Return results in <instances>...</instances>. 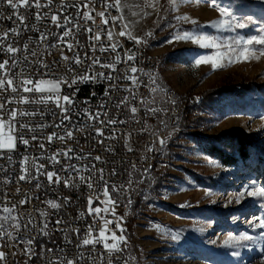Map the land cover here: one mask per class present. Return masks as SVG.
Listing matches in <instances>:
<instances>
[{
  "label": "built area",
  "instance_id": "obj_1",
  "mask_svg": "<svg viewBox=\"0 0 264 264\" xmlns=\"http://www.w3.org/2000/svg\"><path fill=\"white\" fill-rule=\"evenodd\" d=\"M63 2L65 7H62V0H53L50 6L47 5V0H40L45 5L40 9L21 7L19 14L26 17L23 24L16 19L13 9L0 3V34L13 28L20 33H10L6 41L21 49L15 54L18 63L12 70L14 73L31 77L34 82L42 74L46 80L66 77L71 81L73 77L85 74L96 77L95 80L78 81L71 87L61 86V96H70L74 101L72 105L65 104L69 109L67 113L62 112L54 103L38 105L13 102L8 105L9 109L42 112V115L18 117V120L33 127L37 124L44 127L35 132L25 130L24 136L29 139V145L25 146L17 141V149L10 153L12 159L8 160L7 155L0 158V224L3 225L0 229V251L7 254L0 264H67L69 260L76 261V264H108L110 259L112 264H129L128 243L120 244L122 250L111 254L104 250L102 244H97L95 249L92 245L83 244V240L89 238L90 225H95L93 236H97L102 227L100 219L89 215L88 197L95 200L97 195L100 196V200L92 207H108L100 203L105 199L102 195L105 183L110 186L108 191L112 196L114 189L127 185L133 171L153 169L158 156L157 145L163 132L177 125L179 121V106L175 101V91L168 92V103L164 108L152 105V100L160 88L157 79L161 61L148 49L146 43L136 44L128 36L118 35L125 24L124 20H118L115 24L109 20L107 27L114 31L113 39L109 41L102 33L101 41L97 42L91 39V33L75 27L76 24L96 27L91 21L85 23L81 15L77 14L78 9L71 6L78 4L80 0ZM79 11L82 14L87 9L80 8ZM100 11H103V7L97 3L92 15L96 16ZM37 12L42 17L39 20L35 18ZM109 13L113 17L123 16L122 9L117 11L110 8L106 16ZM53 14L60 16L61 24L64 23V17H68L71 25L57 27L51 21ZM10 16L12 19H8ZM100 22V17L96 16V24ZM69 26L72 27V34L64 38L65 42H61L59 37ZM41 33L47 39H40ZM68 43L73 45L72 50L68 49ZM101 43L105 47L117 43L122 45L117 47V52L123 62L116 65L115 71L100 65L89 67L94 58H99L102 64H111L115 59L116 53L110 48L103 53L98 50ZM25 45L27 49L24 48ZM93 45L97 46L96 51L92 50ZM32 52L36 55H32ZM126 52L134 54L136 58L127 60ZM61 53L69 59H61ZM74 53L81 57V64L72 62ZM4 59H8V56L0 53V61ZM41 60L49 67H40L38 61ZM69 67L71 72L67 70ZM131 67H136L138 71L132 73ZM98 73H104V76H111L112 79H105L104 76H98ZM131 76L136 77L138 82L133 83L126 78ZM20 79L21 76L18 75L14 84ZM33 95L24 92L0 93V103L12 100L13 97L18 101L20 96L32 99ZM133 107L137 109L135 113L131 111ZM150 109L156 111H149ZM65 115L69 119H63ZM110 120L116 123H108ZM97 130H101L103 135H98ZM68 132H72L71 138L66 135ZM52 133L63 136L64 140L54 137L49 143L46 138ZM32 136L37 139L32 140ZM41 143L44 144L43 149L39 147ZM68 149L72 151L67 156H57L60 163L49 159L55 153L67 152ZM23 157H29L27 164L22 162ZM96 157L100 159L97 160ZM40 164L44 165L43 171L60 176L61 182H49L46 176L37 173L36 166ZM24 168L29 170V178L20 181L19 176L24 174ZM101 175L104 177L103 181L100 180ZM81 177L84 178L83 181ZM65 179L74 186L65 187ZM53 180L55 181V176ZM85 181L93 183L95 191L89 189ZM37 184L39 187H36ZM21 200H28V203L20 204ZM134 202L133 196L116 201L115 215L112 212H102L101 215L108 220H119L122 217L124 235L127 214ZM53 203L59 207L53 208ZM5 207L12 210L4 212ZM4 217L9 219L5 221ZM17 223L19 230L14 227ZM108 227L115 230L114 224H109ZM116 235L119 237L121 233L116 231ZM29 240L33 243L29 244ZM112 242L109 239L108 243ZM28 249L31 252L26 254L25 250Z\"/></svg>",
  "mask_w": 264,
  "mask_h": 264
},
{
  "label": "rangeland",
  "instance_id": "obj_2",
  "mask_svg": "<svg viewBox=\"0 0 264 264\" xmlns=\"http://www.w3.org/2000/svg\"><path fill=\"white\" fill-rule=\"evenodd\" d=\"M240 1L219 3L238 19L252 16L253 22L244 29L226 31L207 26L228 17H221L206 4L197 6L182 0L173 9L168 0H150L155 7H148L146 0H122L127 5L122 15L128 32L146 40L148 49L161 61L157 79L160 88L152 105L164 108L168 92L175 91L179 106L177 125L165 130L160 138L166 144L158 142L155 167L133 171L127 185L112 192L116 201L135 198L124 234L129 264H264V230L247 223L255 217L264 218V201L247 197L237 204L233 199L225 207L234 193L251 182L264 186V57L217 71L211 70L210 63H195L202 57L215 58L217 52L228 53L227 46L238 36L247 39L264 35V4L245 6ZM179 15L198 20L201 27L176 20ZM185 30L214 37L221 47L202 48L192 41L167 42ZM222 86L234 92L211 96ZM211 137L228 141L225 148L239 156L237 164L226 165L208 152L207 141L201 139ZM240 139L249 142L248 159H242L229 146ZM208 157L220 166H209ZM206 191L213 195L206 196ZM186 203L190 206L181 207ZM158 225L165 230H158ZM244 233L260 239L239 248L223 245L229 234Z\"/></svg>",
  "mask_w": 264,
  "mask_h": 264
},
{
  "label": "snow or ice",
  "instance_id": "obj_3",
  "mask_svg": "<svg viewBox=\"0 0 264 264\" xmlns=\"http://www.w3.org/2000/svg\"><path fill=\"white\" fill-rule=\"evenodd\" d=\"M158 3L159 0H156ZM170 6L173 9H176L178 6V3L182 2V0H168ZM190 3L195 4L197 6L206 4L210 8H214L217 10L221 17H228V19H217L214 21L209 22L207 26H210L215 29H224L226 31H235L236 29H244L248 26V24H251L253 22L252 16H247L246 18L238 19L232 12H230L227 8L221 7L219 0H189ZM0 3L7 4L11 9L14 10V14L16 16V19L23 24L26 17L24 15L19 14V9L21 7H24L25 9H31L36 8L40 9L44 7L45 5H42L40 3V0H0ZM53 3V0H47V5H51ZM97 3L101 4L103 7V11L97 12L96 16L100 17V24H96V16L92 15V12L95 11V7ZM148 7H155L154 4L150 2V0H146ZM64 2L62 0V7H65ZM74 8H77V14L81 15V19L87 23L88 21H91L92 24L96 25L95 28L93 27H84L83 25L76 24V28H83L84 31L91 33V39L94 41H101V34H105L106 38L111 41L113 39V36L115 35L114 31L109 29L107 26L109 25V20L115 24L116 21L120 20L122 21L124 19L123 16L120 17H113L110 15V13L106 16V13H108V10L110 8H115L117 11H120L123 7H127V5L122 3V0H80L78 4L71 5ZM87 9V11H83L82 14L80 13L79 9ZM46 15V14H45ZM62 15V13H61ZM2 18V17H0ZM36 19H41V15L39 12L35 14ZM8 19H12V17H8ZM176 20L181 22L190 23L192 26L199 28L201 27L198 20L190 18L187 15H179L175 17ZM243 20L244 22H241ZM51 21L53 24H55L57 27H65V25H71V21L68 19V17H64V23H60V16L53 14L51 16ZM175 27V26H173ZM128 28V24H124L121 31L118 33L119 36L125 37L128 36L129 38L133 39L136 44L146 43L147 41L143 38L139 37H132L130 33L126 32V29ZM10 33L12 35H19L18 29H9L8 31L0 34V53H3L8 56V59H4L3 61H0V93H33V98L29 99L28 97L20 96L19 100H15V97H13L12 100H6L4 103H0V129L6 128L7 132H0V137H4L3 139H0V158L7 155V159L11 160L12 157L10 153L14 152L17 149V141L25 146H28L30 141L29 139H26L24 136L25 130L28 132H35L37 129L43 128L44 125L37 124L35 127L31 126L28 123H20L18 120V117L23 116H36V115H42V112L39 111H25L17 108H11L9 109L8 105L16 102V103H24V104H43L47 105L48 103H54L56 107L60 108L62 112L67 113L69 109L65 107V104L72 105L74 103L73 99L70 96L63 95L61 96V86L67 85L71 87L72 85H75L78 81L84 82L86 80H95L96 77L89 76V75H78L75 76L69 81L66 77H60L58 79H44L43 74L41 75V78L34 80L31 77H24L22 74L14 73L12 70L16 68L17 66V60L15 59V54L20 52L21 49L14 47L11 43H6L9 39ZM72 34V27H66L65 31L61 34L59 37V40L61 42H65L64 38L68 37ZM55 35V34H54ZM148 36L153 35L152 33H148ZM40 39H47V36L44 33L40 34ZM181 41H192L194 43L199 44L202 48H220L221 45L218 44L215 41L214 37L201 35L197 32H191V31H181L177 32L176 35L169 39L168 43H176ZM260 47H256V46ZM53 47H56L57 45H52ZM67 47L69 50H72L73 45L71 43L67 44ZM117 47H122V45L117 44H110L108 47H105L102 43L99 45L98 50L100 52H106L111 49L112 52L116 53L115 59L111 64H102L99 58L92 59V64L89 66L90 68L95 65H100L101 67L105 68H112L113 71H115L116 65L122 63L119 52H117ZM228 53H220L217 52L215 58L213 57H202L200 59L196 60V66H199L201 64H211V70L217 71L220 69H223L225 67L230 66L233 63L237 62H247L249 60L255 59L259 60L261 57H264V35H255L251 36L250 38L245 39L242 36H238L235 38L232 42V44H229L228 46ZM25 49H27V45L24 46ZM93 51L97 50V46L93 45L92 47ZM32 55H36L35 52H32ZM127 56V60L131 61L134 60L136 57L134 54H128L125 53ZM27 59V57H25ZM61 59L68 60L69 58L67 56H64L63 53H61ZM226 60V63H225ZM72 62L75 64H81L83 61L81 60V57L79 54L74 53L72 57ZM40 67L47 68L48 65L44 64V62L38 61ZM69 72L72 71L71 67L67 69ZM130 71L132 73H136L138 69L136 67H131ZM20 75L21 79L17 84H14V81L17 79V76ZM98 76H104V73H98ZM105 79H112L111 76H104ZM127 79L132 80L133 83H137L138 80L136 77H126ZM44 85H47V87H44ZM125 101H121V103H124ZM174 103V101H173ZM133 113L137 111L135 107L131 109ZM149 111L155 112V109H150ZM5 116L7 119H5ZM63 119H69L67 115L63 117ZM19 123V128H17V124ZM62 123V122H61ZM108 123H116V121H108ZM98 135H103V132L101 130H97ZM69 138L72 137V132H68L66 134ZM64 140L63 136H59L57 133L50 134L46 139L49 143L52 142L53 138ZM32 140H36V136L31 137ZM159 143L161 146L166 144L165 139H160ZM39 147L41 149L44 148V144H39ZM131 150V149H129ZM71 149H68L67 152L63 153H55L53 156L49 157L50 160L55 161L56 163H60V161L57 159V156L63 154L65 156L68 155L69 152H71ZM97 160L100 159V157H96ZM29 160V157H23L22 162L24 164H27ZM207 164L212 167H219L220 165L215 161L214 158L208 157ZM63 167V165H62ZM69 167H72L69 165ZM44 165L40 164L36 166V172L40 175L46 176L47 180L49 182H55L60 183L61 177L57 174L50 172V171H43ZM102 169L100 172L102 173ZM24 174L19 176L20 181H25L29 178V170L27 168L23 169ZM55 176V181L53 180ZM33 179H36V177H32ZM81 180L83 181L84 178L81 177ZM100 180L103 181L104 177L103 175L100 176ZM63 183L65 187H73L74 184H70L69 180L65 179L63 180ZM86 186L89 189H92L95 191L94 185L91 182L85 181ZM36 187H39V184L36 185ZM109 185L107 183L104 184L102 195L105 198L103 201H101V204L108 205V207H92L96 201L100 200V196L97 195L96 199L93 200V198L90 196L88 197V204H89V215H93L95 219H100L102 221V227L98 231L97 236H93V229L95 227L94 224L89 226L88 229V237L83 240L84 245H92L93 249H95V246L97 244H102L104 250H106L109 254L113 252H120L122 249L120 248V244H126L127 240L126 237L123 235L124 228L122 226V217L119 220H108L104 216L101 215L102 212H112L114 213V208L116 205V201L112 199L111 194L109 193ZM19 191V190H18ZM206 196L213 195L212 192L206 191ZM247 197H251L254 200L258 201H264V186H261L260 184L256 183L255 181L251 182L243 191H240L238 193H234L233 197L230 198L227 203L225 204V207H227L229 204L233 203V199L235 200V203L239 204L242 200L246 199ZM65 202H67V198H65ZM28 203V200H21L20 204ZM215 203V201H213ZM53 208L59 207L57 204L51 205ZM190 206L187 203L184 205H181V207ZM15 207V206H13ZM12 209L5 207L3 209L4 212H10ZM83 215V213H81ZM9 217H4V220L7 221ZM233 219H238L237 217H233ZM57 223H60V221H57ZM247 223L253 228V229H260L264 230V218L261 217H255L253 219H250L247 221ZM109 224L115 225V230L110 229L108 226ZM14 227L19 230V224L17 223L14 225ZM46 228L47 225H44ZM3 228V225L0 224V229ZM157 229L160 231H164L163 225H158ZM43 231V229H42ZM116 231H119L121 235L117 237ZM111 233L109 236L108 233ZM4 234H7L6 232ZM261 236H264V231L261 232ZM176 236H173L172 239H176ZM109 239H111L113 242L110 244L108 243ZM260 239L258 236H252L247 233L240 234V235H231L229 234L224 240L223 245L232 247V248H239L245 246V242H257ZM29 244H32L33 241L29 240ZM215 243V242H213ZM31 252V249L25 250V253L28 254ZM6 253L3 251H0V261H4L6 258ZM32 255H35V253H32ZM233 255H239V252H233ZM31 259V256L29 257ZM67 264H76V261L69 260ZM108 264H112V260L110 259Z\"/></svg>",
  "mask_w": 264,
  "mask_h": 264
},
{
  "label": "trees",
  "instance_id": "obj_4",
  "mask_svg": "<svg viewBox=\"0 0 264 264\" xmlns=\"http://www.w3.org/2000/svg\"><path fill=\"white\" fill-rule=\"evenodd\" d=\"M241 4H244L245 6L254 5L258 6V4H264L259 3V1L256 0H241ZM263 90V89H260ZM228 92H234L231 87L222 86L217 89H215V93L212 91V95L216 94H227ZM201 140L207 141L206 148L208 152L213 155L214 157L220 159L224 164L226 165H234L237 164V161L239 160V156L228 153L225 145L227 146V140L224 137L220 138H202ZM233 144L235 147H232ZM232 145V146H231ZM229 146H231L232 152L237 151L242 159H248L250 157L249 155V142L246 139H240L238 141H235L233 143H230Z\"/></svg>",
  "mask_w": 264,
  "mask_h": 264
}]
</instances>
